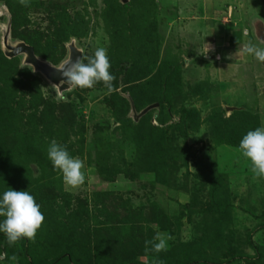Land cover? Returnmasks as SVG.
I'll return each mask as SVG.
<instances>
[{"label": "rangeland", "instance_id": "rangeland-1", "mask_svg": "<svg viewBox=\"0 0 264 264\" xmlns=\"http://www.w3.org/2000/svg\"><path fill=\"white\" fill-rule=\"evenodd\" d=\"M49 1L61 6L55 24L64 19L78 31V36L65 42L62 60L67 56L66 44L74 39L82 50L81 58L88 60L97 47H104L111 61L125 51L122 41L127 32L138 33L144 28V41L158 52V56L152 54L154 50L148 57L157 58L156 65L169 61L176 68L170 91L165 90L171 111L163 113V122L157 119L158 106L149 109L147 117L148 111L134 120L131 102L136 112L140 110L128 92L124 94L130 96L127 114L133 122L144 116L145 128L157 126L163 133L158 143L165 151L157 158L163 164L158 162L156 169L149 171L140 161V165L129 167L132 178L106 181L100 173L103 160L110 164L114 158L107 154V143L111 141L115 151L118 147L124 150L117 160L130 161L133 152L127 154L128 146L136 150L133 141L144 132L129 125L110 134L117 125L111 115L117 102H106L113 100L111 93L74 86L59 95L32 67L22 63L21 55L15 56L18 67L30 68L39 79L38 87L9 90L4 85L7 80H3L12 72L0 60V193L9 187L29 191L45 217L31 246L20 245L22 240L10 245L0 233V264H33L37 259L47 264L62 237L68 241L85 239L87 220L95 227L94 216L104 221L107 212L111 213L106 228L115 232L112 252L117 253L121 246L129 248L126 252L137 254V264L149 258H155L157 264H264V178L254 176L250 162L239 152V142L247 131H229L232 111L226 109L246 108L257 116L254 128L264 126V63L239 55L249 41L264 48V0H142L143 5L137 3L129 14L132 25L109 18L104 0ZM11 17L0 0V43L1 28ZM29 17L33 22L29 28L52 27L51 17L43 9L32 10ZM129 25L131 30L126 28ZM115 76L113 83L124 80ZM22 79L25 83L31 80ZM119 90L117 86L114 92ZM9 91L15 100L9 99ZM39 91L42 98L36 96ZM141 101L147 99H137ZM49 102L56 104L54 118L46 110ZM61 104H69L71 110L62 111ZM181 106L189 115L185 138L182 128L174 129ZM216 113L221 114L219 119ZM53 140L66 145L73 157L84 162L83 185L68 186L53 168L47 157ZM158 233L171 236L167 251L153 250ZM87 245L84 247L90 248ZM93 252L92 244V258L80 249V264H102L101 255Z\"/></svg>", "mask_w": 264, "mask_h": 264}, {"label": "trees", "instance_id": "trees-1", "mask_svg": "<svg viewBox=\"0 0 264 264\" xmlns=\"http://www.w3.org/2000/svg\"><path fill=\"white\" fill-rule=\"evenodd\" d=\"M6 6L8 7L9 11L11 12V22H10V35L13 39H19L24 41L25 43L31 45L34 49V53L45 60L50 61L52 64L57 65L58 62H60L63 57L65 56L64 53H66L65 49V42L69 40V37L71 36H78L76 29L71 28V23H67L66 21H62L64 19L60 20V23L55 24L58 17H59V11L61 6L56 5V2L51 1H44V0H30V3L28 6L22 5L19 0H2ZM104 2L108 5V11L109 18H119L123 19V25H132L134 24L130 17V12L133 10V7L136 6L137 3H139V6L143 5L142 0H128L126 3H121L118 0H104ZM109 2V3H108ZM110 4V5H109ZM43 9L48 13L51 17V26H48L45 28V30H41V28L38 26L37 28H29V25H32V21L30 20L29 13L32 10H39ZM54 12H56V15L54 16ZM53 17V18H52ZM62 22V24H61ZM126 26L128 30H131V26ZM142 29V28H141ZM144 28L142 31L138 33L133 32H127V35L125 36V42L122 41V45H124V52H121L118 57H114L111 60V69L110 72H112L114 75H120L122 79L124 80L122 82H114L113 83V89L109 90L103 82L97 83L93 88L91 89H101L102 91H109L111 93V96L113 97V100H106L108 104L115 103V108L112 110L111 115L114 121L117 123L113 127V129L110 130V134L112 135L113 132L116 130H119L121 128H127L129 125L139 126L140 129H142L144 132L139 136L138 139H136L134 142V148L136 150H133L132 148H129L128 143V150L127 154L129 152H133L131 154L130 161L127 158H121L117 160V158L122 157L124 150L122 151L121 148H117L115 151L114 144L109 141L107 143V151L109 155H112L111 157L113 159V162L110 164L108 162L104 161V164L102 165L100 169L101 177L104 178L106 181H114L117 177L124 176V177H130L132 178V175L130 174L129 167L132 166L134 163L137 165L141 164V162H144L142 164L143 169H148L149 171H153L156 169V165H159L158 162L163 164V161L160 158L159 153L165 151L163 145L158 143L160 133L159 128L156 126L148 125L145 128V117L150 115V111L144 115L139 122L134 123L133 119L128 116L129 108H130V102L129 99L130 96L132 100H134L135 106L137 110H141L146 106V104L150 103H158V115L157 119L161 122L164 121L165 117L163 115L164 112L171 111L169 110L171 107L170 101L168 100V93L165 92L168 87L171 85L170 81H172V78H174V69L175 67L172 66V63L169 61L161 62L158 65H156L155 60L157 59H151L149 54H155L158 56V52L156 49L152 50L150 49V43L145 42L144 39L146 38V35H144ZM116 39V38H115ZM121 39V38H119ZM124 40V39H122ZM117 41V40H116ZM157 43V39L155 38V42ZM124 55V56H123ZM121 57V58H120ZM0 60L5 63L7 66V70H9V73L12 72V76L16 73L17 77L9 76L7 79L3 80L5 83L4 85L7 86V88L15 89V88H28L30 90L31 88L38 87L37 81L39 80L36 76L32 75L30 72V68H20L18 67L19 60L17 57L7 58L3 54L1 48H0ZM84 63H87V57H82L81 60ZM116 62V63H115ZM177 66V64H175ZM22 78L31 79L25 83V81ZM129 82V83H127ZM26 84L28 86H26ZM120 87L119 92H114L116 87ZM78 90H86L88 91V88H79L76 87ZM142 88V89H141ZM164 90V91H163ZM163 91V92H162ZM10 92V91H9ZM128 94L130 96L125 97L124 94ZM36 93V92H35ZM77 93V92H76ZM10 94H12L10 92ZM14 94V93H13ZM12 96L9 98L10 100H15V97ZM38 98L43 97L42 94L37 93L36 95ZM143 97L144 100L147 99V101H141L137 102V99ZM105 100V98L103 99ZM119 100V101H117ZM10 105L9 103H4L5 106ZM167 104V105H166ZM48 105V106H47ZM46 110L47 113L51 115V117L54 118V109L56 108V104L53 103H47ZM62 107V111L65 110H71L69 104H61L58 105ZM168 106V107H167ZM180 113L179 120L174 123V129L175 128H181L183 129L182 135L184 138L186 137L185 128L190 129L189 122L187 119L189 118L188 113L184 109L183 106L178 110ZM177 113V112H176ZM178 113V114H179ZM45 115L44 113H41L39 116L40 118ZM220 113H216L215 116L219 119ZM232 115V117H231ZM231 115L229 117V120L227 124H230V130L232 131V134L249 131L251 128H254L256 125L257 116H254L250 110L246 108L242 109H236L231 112ZM32 117V114L30 115ZM198 117V116H196ZM237 117V118H235ZM73 118V115L70 117ZM169 120V119H167ZM255 121V122H254ZM195 122V120H194ZM110 128V125L107 127ZM195 128V127H193ZM193 132L197 129H191ZM190 130V131H191ZM220 131V129H218ZM197 132V131H196ZM228 132V130H227ZM190 133V132H189ZM136 144V145H135ZM237 146V145H236ZM157 150H156V148ZM132 149V150H131ZM155 153V157L154 154ZM150 153V154H149ZM106 154V153H105ZM106 154V155H107ZM126 154V151H125ZM124 154V156H125ZM149 154V155H148ZM114 155V156H113ZM108 156V155H107ZM134 156V157H133ZM128 160V162H127ZM118 161V162H116ZM141 161V162H140ZM117 163V164H116ZM145 165L149 166L145 167ZM119 166V167H118ZM158 172V171H157ZM158 176V175H157ZM158 179V177L156 178ZM217 188V187H216ZM215 191V190H214ZM111 212H107L105 214L106 220L108 218V214ZM104 215V217H105ZM93 219V218H92ZM94 220L96 221V226L93 227L91 224V220H87L88 227L85 229V239L81 238L79 240H69L65 237L61 238V242H58L57 244V251L53 255L50 262L47 264H80L82 262L80 249H84L89 253V256H91V244L93 245L94 254L98 256L101 255L103 261H101L102 264H137L135 261V258L137 254L133 252H126L127 248L124 246H121L117 253L112 252V248L116 247L115 242L116 240L112 238L115 232L111 231L107 227V221L104 218L103 220H99L97 216H94ZM110 232V233H109ZM111 234V236H110ZM4 237H6L3 234ZM2 237V234H1ZM108 237V240L106 241V238ZM26 244V245H25ZM88 244L87 246L90 248H85L84 246ZM20 245L23 246H31L30 241H26V239H22L20 241ZM110 245V247H109ZM124 247V248H123ZM129 251V248L128 250ZM113 260V262L110 261ZM150 260L145 262L144 264H157V260L149 258ZM37 262H32L33 264H43L41 259H37ZM30 264V263H29Z\"/></svg>", "mask_w": 264, "mask_h": 264}, {"label": "clouds", "instance_id": "clouds-1", "mask_svg": "<svg viewBox=\"0 0 264 264\" xmlns=\"http://www.w3.org/2000/svg\"><path fill=\"white\" fill-rule=\"evenodd\" d=\"M19 2L28 6L30 0ZM210 50L209 45L207 53ZM239 55L253 56L257 61L264 63V48L251 41L240 50ZM69 63L70 67L65 68V64ZM65 64L59 68L65 83L91 89L97 83L103 82L105 87L112 89L116 76L110 72L112 65L106 48L97 47L87 63L77 59L74 62L66 61ZM238 150L250 162L254 176L264 178V126L247 131L239 142ZM47 157L53 168L62 174L63 181L68 186L75 188L85 183L84 162L73 157L66 145L51 141L47 147ZM0 218V233L6 236L10 245L22 239L34 241L45 219L41 205L33 194L27 190L17 191L10 187L0 193ZM170 239V235L158 233L153 250L157 253L167 251Z\"/></svg>", "mask_w": 264, "mask_h": 264}, {"label": "water", "instance_id": "water-1", "mask_svg": "<svg viewBox=\"0 0 264 264\" xmlns=\"http://www.w3.org/2000/svg\"><path fill=\"white\" fill-rule=\"evenodd\" d=\"M121 3H126L128 0H120ZM1 50L7 58H12L18 55L22 56V63L32 67L33 72L41 75L45 80H47L57 91L59 95H62L64 92L69 91L74 86L71 84L65 83L63 80L61 71L59 68L61 65H64L66 61L74 62L77 59L81 60L82 50L78 48L74 42V39H71L67 45V56L62 60L58 65L50 64L44 59L38 57L34 53V49L31 45L25 43L21 40H12L10 36V21L6 26L1 28ZM65 68L70 67L69 64H65ZM158 106V103H152L139 112H136L133 103L131 102V113L134 120H137L141 115L145 114L152 107ZM227 110L233 111L236 109L234 106L226 107Z\"/></svg>", "mask_w": 264, "mask_h": 264}]
</instances>
